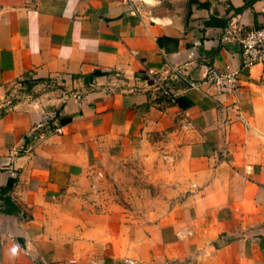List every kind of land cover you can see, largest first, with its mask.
<instances>
[{"label": "crops", "instance_id": "0c3cea01", "mask_svg": "<svg viewBox=\"0 0 264 264\" xmlns=\"http://www.w3.org/2000/svg\"><path fill=\"white\" fill-rule=\"evenodd\" d=\"M263 25L264 0H0V264H264V66L179 78ZM143 149L170 162L151 223L92 190Z\"/></svg>", "mask_w": 264, "mask_h": 264}, {"label": "rangeland", "instance_id": "374dc122", "mask_svg": "<svg viewBox=\"0 0 264 264\" xmlns=\"http://www.w3.org/2000/svg\"><path fill=\"white\" fill-rule=\"evenodd\" d=\"M159 159L155 149H143L135 157L111 163L98 175L93 193L103 202L123 206L133 220L151 223L160 213L157 210L170 201L164 188L170 184L162 178L170 162L165 158L159 163Z\"/></svg>", "mask_w": 264, "mask_h": 264}, {"label": "built area", "instance_id": "2783aa9c", "mask_svg": "<svg viewBox=\"0 0 264 264\" xmlns=\"http://www.w3.org/2000/svg\"><path fill=\"white\" fill-rule=\"evenodd\" d=\"M240 46L241 64L240 68L234 69L226 66L224 69L209 68L203 75L200 82L187 81L184 75L179 78L185 81L189 90L200 89L201 86L214 87L218 93L231 95L238 89L239 77L243 69L254 66H264V25L252 30L238 40ZM135 54V53H133ZM157 91L168 104L175 105L176 97L165 86V77L159 76L153 71H148ZM60 132V130H58ZM95 184L92 185L94 187ZM122 264H135L131 259H124Z\"/></svg>", "mask_w": 264, "mask_h": 264}, {"label": "water", "instance_id": "95a60500", "mask_svg": "<svg viewBox=\"0 0 264 264\" xmlns=\"http://www.w3.org/2000/svg\"><path fill=\"white\" fill-rule=\"evenodd\" d=\"M173 2V4H179V2H175V1H172ZM177 13H179V14H182L181 15V19L183 20V17H184V12H183V10L181 9L180 11L177 9Z\"/></svg>", "mask_w": 264, "mask_h": 264}, {"label": "trees", "instance_id": "16d2710c", "mask_svg": "<svg viewBox=\"0 0 264 264\" xmlns=\"http://www.w3.org/2000/svg\"><path fill=\"white\" fill-rule=\"evenodd\" d=\"M251 4H252V2H246V3L244 4V6H243L241 9H239V11H242L243 9H245V8H247V7H249V6H251Z\"/></svg>", "mask_w": 264, "mask_h": 264}]
</instances>
